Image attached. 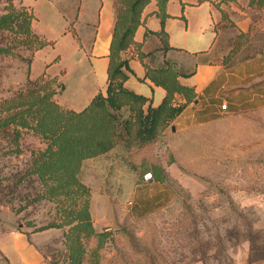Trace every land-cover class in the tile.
<instances>
[{"label":"rangeland","instance_id":"rangeland-1","mask_svg":"<svg viewBox=\"0 0 264 264\" xmlns=\"http://www.w3.org/2000/svg\"><path fill=\"white\" fill-rule=\"evenodd\" d=\"M6 4L0 0V10ZM256 11L255 34L238 39L242 48L254 38L249 53L264 51V10ZM32 53L23 47L17 57L0 56V98L43 71L48 54L32 64ZM215 118L173 131L174 118L153 142L124 138L83 161L79 177L90 191L94 228L109 232L102 243L98 236L84 239L87 261L97 249L100 264H264V101ZM45 144L29 132L21 153L0 152V231L37 232L49 264H66L67 227L37 230L60 219L59 201L37 198L38 180H16L31 164L32 149ZM147 171L155 179L146 180ZM0 264H7L1 256Z\"/></svg>","mask_w":264,"mask_h":264},{"label":"trees","instance_id":"trees-1","mask_svg":"<svg viewBox=\"0 0 264 264\" xmlns=\"http://www.w3.org/2000/svg\"><path fill=\"white\" fill-rule=\"evenodd\" d=\"M151 1L117 0L106 95L98 93L79 111L63 107L55 96L64 84L57 76H49L44 71L35 79L28 76L24 86L11 96L0 98V152L21 153L22 138L29 132L46 143L45 147L32 149L31 164L16 180H38L43 188L37 198L59 201L60 219L37 230L67 227L64 232L66 253L63 256L66 264H100L97 249L92 251L90 261L86 260L84 239L98 236L102 243V239L109 235V232L99 233L94 228L90 191L79 177L83 161L106 152L124 138L142 144L155 141L161 129L196 96L193 87L180 82L179 76L184 73L178 63L166 56L172 48L169 34L165 31V21L170 16L167 12L169 0H156L158 10L155 13L161 19L162 28L146 30L148 36L157 35L161 45L146 50L143 42L135 40L143 11ZM248 6L264 10V0H249ZM225 14L224 10V18ZM33 19V13L18 12L9 4L4 5L0 10V56L17 57L23 47L31 49L33 56L37 50L54 43L34 33ZM250 32H253L252 26L250 31L237 35L234 50L240 48V36ZM132 46L146 68V76L166 89V95L157 106L152 105L149 97L125 84L130 68L123 52ZM177 100L180 103H176ZM149 172L153 178V172L146 173ZM156 177H159L157 172Z\"/></svg>","mask_w":264,"mask_h":264},{"label":"crops","instance_id":"crops-1","mask_svg":"<svg viewBox=\"0 0 264 264\" xmlns=\"http://www.w3.org/2000/svg\"><path fill=\"white\" fill-rule=\"evenodd\" d=\"M248 1L167 2L170 16L165 21V31L172 48L166 56L175 60L184 73L179 76L180 82L193 87L196 93L194 100L173 120L170 125L173 131L209 123L216 119V114L227 113L241 104H255L257 99L264 101V51L249 53L254 48V38L242 48L233 49L237 35L250 31L257 19V11L248 6ZM8 2L18 12L33 13L34 33L54 41L37 50L31 62L48 54L41 73L45 71L63 81L64 88L57 95L60 104L79 111L98 93L107 94L117 0ZM157 10L156 0L149 2L135 33V40L143 42L146 50L161 45L157 35H146L147 29L158 31L162 28L161 19L155 13ZM159 53L163 56L161 51ZM123 55L128 58L130 68L126 86L149 97L153 106L159 105L166 89L146 76V68L135 47L128 48ZM72 78L74 82L69 86ZM68 89L72 90L71 98H63ZM225 103L227 109H222ZM206 116L209 118L205 119ZM38 239L37 232L24 228L0 231V256L7 264H49Z\"/></svg>","mask_w":264,"mask_h":264},{"label":"built area","instance_id":"built-area-1","mask_svg":"<svg viewBox=\"0 0 264 264\" xmlns=\"http://www.w3.org/2000/svg\"><path fill=\"white\" fill-rule=\"evenodd\" d=\"M222 109H227L226 103L222 105ZM145 178H146V180L152 178V174L150 172L149 173H146L145 174Z\"/></svg>","mask_w":264,"mask_h":264}]
</instances>
